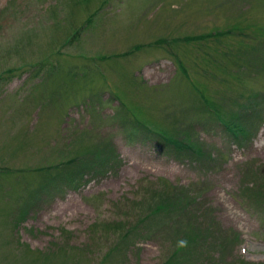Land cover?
<instances>
[{
    "label": "rangeland",
    "instance_id": "1",
    "mask_svg": "<svg viewBox=\"0 0 264 264\" xmlns=\"http://www.w3.org/2000/svg\"><path fill=\"white\" fill-rule=\"evenodd\" d=\"M0 264H264V0H0Z\"/></svg>",
    "mask_w": 264,
    "mask_h": 264
},
{
    "label": "trees",
    "instance_id": "2",
    "mask_svg": "<svg viewBox=\"0 0 264 264\" xmlns=\"http://www.w3.org/2000/svg\"><path fill=\"white\" fill-rule=\"evenodd\" d=\"M254 98L255 99L250 104H252V103L258 104L259 103V102H257L258 100L256 99L257 96H254ZM248 106H250V105L248 104L246 107L248 108ZM243 110H245V109H242L241 111H243ZM200 117L201 118L198 119L197 121H195V123L191 124V129L192 130L194 128L195 131H197V129L200 128V130L206 131V130L214 129L218 125H220V126L223 125L222 123H221L222 125L220 124L222 119L219 121L215 117H213L212 115L208 114V117L207 116L203 117V115L201 114ZM234 117H238L240 119V115H238V116L234 115L232 118H234ZM222 127L228 133V135L231 138L234 139V142H239L240 139L244 138L243 136L239 135V133L240 134L244 133V131L242 130V128L240 126L232 125L234 130H231L230 128L226 127L225 125L222 126ZM202 128H204V129H202ZM147 131H148L149 135H151L152 137H154V138H156L158 140V142H159V144H161V146L167 147V149H169L170 151H173V152H176V153H188L190 156L198 158V157L194 156L191 152H189L190 151L189 149L191 147L190 146V141H193L191 130H190L189 133H186L188 135H185L184 137L183 136H181V137L172 136V134H167L166 137H162L158 133H155V132L150 131V130H147ZM102 148H100V149H102ZM197 154H198V156L199 155L204 156V153H203L201 147L197 151ZM98 157H99L98 155L94 156L87 163H85V160H87L86 159L87 156H84V155L82 157L77 156V157H74V158L67 159L63 163L64 164V169L60 170L62 172L61 173L59 172L60 174L54 175V177L52 179V180H55L57 182L59 181V185H57L55 187L57 189L59 188V186H60V188L61 187L68 188L67 186L70 185L72 181H74V182L77 181V179H80V181H78V183H77V184H79L82 181L83 176H84V172H85V171H82V169H84L86 166H87L86 169L91 168L93 165L95 166L96 165V163H95L96 160L95 159H97ZM57 182H56V184H57ZM55 187H54V189H55ZM53 190L50 189L49 194H51ZM58 190H60V189H58ZM187 201L188 200L186 199V202ZM159 209H161V206L157 205V212H158ZM157 212H155V213H157ZM125 234L127 236L128 232H126Z\"/></svg>",
    "mask_w": 264,
    "mask_h": 264
}]
</instances>
